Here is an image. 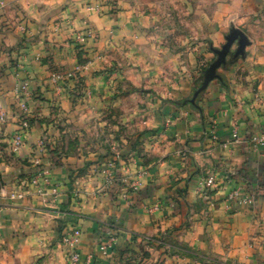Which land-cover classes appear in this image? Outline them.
<instances>
[{
  "label": "crops",
  "instance_id": "1",
  "mask_svg": "<svg viewBox=\"0 0 264 264\" xmlns=\"http://www.w3.org/2000/svg\"><path fill=\"white\" fill-rule=\"evenodd\" d=\"M105 1L100 12L97 0H0V264H66L73 229L81 264H264V147L251 142L264 134V0L229 1L211 46L185 58L160 47L128 0ZM233 29L245 54L234 45L192 103ZM39 168L49 175L33 185ZM211 175L218 186L200 195ZM240 186L258 194L253 205L229 198ZM109 231L118 242L105 257Z\"/></svg>",
  "mask_w": 264,
  "mask_h": 264
},
{
  "label": "rangeland",
  "instance_id": "2",
  "mask_svg": "<svg viewBox=\"0 0 264 264\" xmlns=\"http://www.w3.org/2000/svg\"><path fill=\"white\" fill-rule=\"evenodd\" d=\"M229 1L233 0H128V4L136 11L142 27L160 41V47L165 46L171 58H185L197 47L211 46L217 13ZM99 135L104 133L95 131L94 136ZM106 143V152L112 151L114 148L109 149Z\"/></svg>",
  "mask_w": 264,
  "mask_h": 264
},
{
  "label": "built area",
  "instance_id": "3",
  "mask_svg": "<svg viewBox=\"0 0 264 264\" xmlns=\"http://www.w3.org/2000/svg\"><path fill=\"white\" fill-rule=\"evenodd\" d=\"M105 0H97L96 10L100 11L105 7ZM84 40V36L82 34L76 35V42L81 43ZM80 68H76L71 71H63V70H56L51 76V79L55 85H63L65 86L68 82L74 80L77 77V74L79 72ZM29 87V83H24L20 90L24 93L27 92ZM1 121H5L4 115H1ZM30 129V121L27 119L22 120L20 124V132H18L10 147L11 154L16 155L19 154L20 151L23 149L25 145V138L28 134V131ZM235 141L239 140V136L237 133L234 134ZM251 142L254 146H261L264 147V134L261 137H252ZM48 151V145L45 139H42L39 141V143L36 146V166L39 167L42 162V157L47 154ZM118 158V157H117ZM117 160L112 159L108 163V168L113 169L115 166ZM106 171V170H105ZM106 176L108 178V182L112 183L116 180L117 176L113 175L110 171H106ZM48 171L46 169L39 168L37 169V172L33 179H31V184L38 185L41 180H45L48 176ZM230 179V178H229ZM228 179V180H229ZM232 179V178H231ZM232 181H234L232 179ZM219 181L216 178V175H211L207 177L204 181L201 182V185L199 187L198 193L200 195H205L208 193L211 189L218 186ZM26 193H12L10 195V198L13 200H20L24 199L26 197ZM229 198L231 200H236L241 204L245 205H253L258 199L257 193L248 194L245 192V186H240L237 189H235L230 195ZM82 239V231L81 229H73L69 234L63 236V244L66 247L65 251V261L66 264H81V254H80V244ZM118 242V234L116 231H109L106 235V238L104 241H102L99 249L103 253L105 257H109L111 255L112 251H114L115 246Z\"/></svg>",
  "mask_w": 264,
  "mask_h": 264
},
{
  "label": "water",
  "instance_id": "4",
  "mask_svg": "<svg viewBox=\"0 0 264 264\" xmlns=\"http://www.w3.org/2000/svg\"><path fill=\"white\" fill-rule=\"evenodd\" d=\"M226 40L227 42L222 47V49L214 50L215 55H217V59L206 70L203 83L196 91L194 98L191 101L192 103H195L197 97L208 88L209 84L213 80L220 78V76L217 74V71L226 64V59L230 55L233 46L236 44L238 45L236 56L239 57L245 54V49L249 45L248 37L239 29H233L226 37Z\"/></svg>",
  "mask_w": 264,
  "mask_h": 264
}]
</instances>
